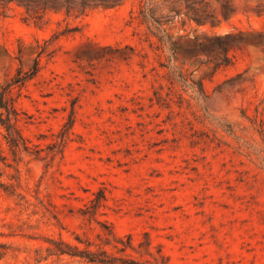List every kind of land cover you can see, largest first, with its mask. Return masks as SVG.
<instances>
[{
  "label": "rangeland",
  "instance_id": "obj_1",
  "mask_svg": "<svg viewBox=\"0 0 264 264\" xmlns=\"http://www.w3.org/2000/svg\"><path fill=\"white\" fill-rule=\"evenodd\" d=\"M196 1L0 4V87L37 60L13 95L42 148L13 155L0 135V264H105L49 238L101 243L112 264H264V0ZM204 32L236 34L228 64Z\"/></svg>",
  "mask_w": 264,
  "mask_h": 264
},
{
  "label": "trees",
  "instance_id": "obj_2",
  "mask_svg": "<svg viewBox=\"0 0 264 264\" xmlns=\"http://www.w3.org/2000/svg\"><path fill=\"white\" fill-rule=\"evenodd\" d=\"M11 1H16L19 5H22L25 8V12L30 17H41L43 13L49 10L61 11L64 10L66 14H84L88 10L94 9L99 5L105 7L114 6L120 3L122 0H0V4L7 6ZM203 0H197L196 2H202ZM224 14V13H223ZM151 19L155 20L160 24L159 20L154 16L149 15ZM139 22L146 23L148 26L151 20L148 17V14L145 11H140ZM198 25H205L210 21L206 16L201 14H194L190 17ZM227 18V17H225ZM213 26L215 23H211ZM157 36L160 43L170 44L169 49H172L171 44L172 40L167 35V40H164L162 35ZM204 37L211 36L212 38L219 40L215 45L214 49L211 52L214 55L215 66H220L221 64H228L230 58L228 57V51L230 48L237 46V42H232L230 39H233L236 34L228 32L222 35L216 33L207 34L203 33ZM38 71V62L34 61L33 66L23 71V68L20 66L17 68L16 73L0 87V127L3 129L0 131L2 139L6 143L9 151L16 155L18 151L24 149L26 152H34L36 157H40V152L42 148L38 144H33L29 146L31 140L23 134V125L30 123L31 116L28 115L25 111H22L16 104V96L13 95V89L15 87L21 88L26 81L33 78ZM19 95V93H18ZM1 140H0V158H5L2 155ZM52 246H46V249L49 254L63 255L68 254L71 256H79L90 262L112 264L114 259L112 255L103 247L101 243H95L97 248L91 249V244L87 243L85 248L80 249L77 245H71L65 243L62 240L56 241L52 238L47 239ZM103 244H106L108 241H103Z\"/></svg>",
  "mask_w": 264,
  "mask_h": 264
}]
</instances>
